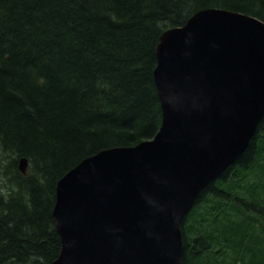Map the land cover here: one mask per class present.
<instances>
[{"label":"trees","instance_id":"16d2710c","mask_svg":"<svg viewBox=\"0 0 264 264\" xmlns=\"http://www.w3.org/2000/svg\"><path fill=\"white\" fill-rule=\"evenodd\" d=\"M207 8L264 21V0H0V155L14 177L0 185V264L58 258V181L101 150L157 134L161 35ZM263 179L264 118L182 220L184 264H264Z\"/></svg>","mask_w":264,"mask_h":264},{"label":"water","instance_id":"95a60500","mask_svg":"<svg viewBox=\"0 0 264 264\" xmlns=\"http://www.w3.org/2000/svg\"><path fill=\"white\" fill-rule=\"evenodd\" d=\"M157 134L104 149L57 183L52 264H184L182 220L264 118V21L223 8L169 27L157 47ZM28 159L20 160L26 173Z\"/></svg>","mask_w":264,"mask_h":264},{"label":"rangeland","instance_id":"374dc122","mask_svg":"<svg viewBox=\"0 0 264 264\" xmlns=\"http://www.w3.org/2000/svg\"><path fill=\"white\" fill-rule=\"evenodd\" d=\"M0 154H1V152H0ZM7 158L9 159L8 165L6 162ZM10 162H11V157H10L9 153H7V154L2 153V155H0V185H1V190H3V188L5 190L7 188V186H10L11 182L13 181V178H14L12 165L10 164ZM260 177L262 178L263 175H261ZM261 186L262 185H260V187ZM262 222H261V225H258L259 227H256V232L257 233L259 232L261 235L264 236V217L262 218ZM242 264H244V263H242Z\"/></svg>","mask_w":264,"mask_h":264}]
</instances>
